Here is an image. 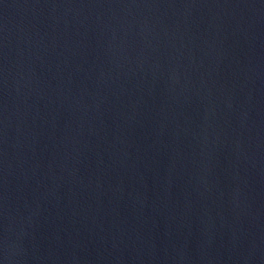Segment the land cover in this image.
I'll return each instance as SVG.
<instances>
[{"label": "water", "instance_id": "1", "mask_svg": "<svg viewBox=\"0 0 264 264\" xmlns=\"http://www.w3.org/2000/svg\"><path fill=\"white\" fill-rule=\"evenodd\" d=\"M0 264H264V0H0Z\"/></svg>", "mask_w": 264, "mask_h": 264}]
</instances>
